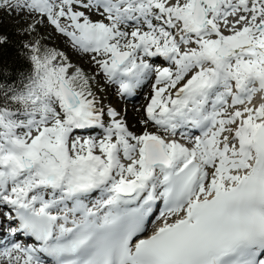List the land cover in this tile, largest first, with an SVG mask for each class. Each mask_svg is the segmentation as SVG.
Masks as SVG:
<instances>
[{"label": "snow or ice", "instance_id": "snow-or-ice-1", "mask_svg": "<svg viewBox=\"0 0 264 264\" xmlns=\"http://www.w3.org/2000/svg\"><path fill=\"white\" fill-rule=\"evenodd\" d=\"M0 11L35 15L28 32L52 27L95 66L38 40L26 82L0 86V212L16 238L0 264H264V0ZM100 81L121 98L150 86L140 130Z\"/></svg>", "mask_w": 264, "mask_h": 264}, {"label": "rangeland", "instance_id": "rangeland-1", "mask_svg": "<svg viewBox=\"0 0 264 264\" xmlns=\"http://www.w3.org/2000/svg\"><path fill=\"white\" fill-rule=\"evenodd\" d=\"M36 18L37 17L35 15L29 16L27 13L20 14L19 12L0 11V22L2 24L14 25L19 34L23 36L27 45L33 44L39 40L46 47L56 48L64 51L70 57L72 63L78 64L81 67L85 68V70L90 74H95V66L90 63L91 54H85L76 51L71 46V44L68 43L66 38L56 33L52 27L41 25L35 32H28V25ZM99 88L101 91L98 92L97 95L103 98V101L106 105L111 104V102L116 100V98L118 97L116 95L113 96L115 94V88L112 85H108L107 91H105V83L103 81H100ZM141 92L140 94L138 93L134 99L121 98L120 101L122 105L119 110H122L125 113L126 110L131 111V107H136L137 112L141 117L142 105L145 104L146 97L150 93V86L148 89L145 87V89H143V91ZM143 92L145 95H143Z\"/></svg>", "mask_w": 264, "mask_h": 264}, {"label": "trees", "instance_id": "trees-1", "mask_svg": "<svg viewBox=\"0 0 264 264\" xmlns=\"http://www.w3.org/2000/svg\"><path fill=\"white\" fill-rule=\"evenodd\" d=\"M0 34L9 38L8 43L0 47V86L19 88L32 71L29 49L14 25L0 22Z\"/></svg>", "mask_w": 264, "mask_h": 264}, {"label": "bare ground", "instance_id": "bare-ground-1", "mask_svg": "<svg viewBox=\"0 0 264 264\" xmlns=\"http://www.w3.org/2000/svg\"><path fill=\"white\" fill-rule=\"evenodd\" d=\"M145 87L147 89L149 88V86H145ZM145 87L142 88L139 91L140 92L143 91V89H145ZM139 91H138V93L140 94ZM141 95H142V92H141ZM143 95H145L144 92H143ZM113 96H115V94ZM135 97H136V95L134 96V98ZM120 99H121V97H117L116 100H114V101L111 102V105L114 106V107H117L118 109H120L121 108V105H122ZM124 114L126 116V119H127L128 124L130 125V127L132 128V130H136V131L140 130V126L137 124V121L140 119V116H139V114L137 112L136 107H131V111L126 110ZM91 134L92 135H99L100 134V130L97 129L94 132H92ZM156 223H158V222L156 221L155 224Z\"/></svg>", "mask_w": 264, "mask_h": 264}]
</instances>
